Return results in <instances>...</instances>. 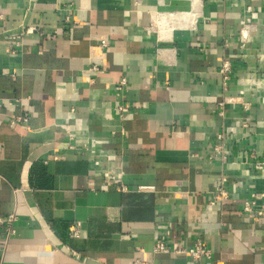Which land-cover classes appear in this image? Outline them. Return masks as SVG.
Wrapping results in <instances>:
<instances>
[{
    "label": "crops",
    "instance_id": "1",
    "mask_svg": "<svg viewBox=\"0 0 264 264\" xmlns=\"http://www.w3.org/2000/svg\"><path fill=\"white\" fill-rule=\"evenodd\" d=\"M252 194L264 205V0H0V216H16L0 264H194L172 250L196 239L203 264H264Z\"/></svg>",
    "mask_w": 264,
    "mask_h": 264
},
{
    "label": "built area",
    "instance_id": "2",
    "mask_svg": "<svg viewBox=\"0 0 264 264\" xmlns=\"http://www.w3.org/2000/svg\"><path fill=\"white\" fill-rule=\"evenodd\" d=\"M36 28L34 27H30V28H26L23 32V34H28L31 33L35 30ZM242 36H246L243 32H241ZM13 40V48L11 50L12 54H15L17 52V48L20 46L21 44V40H20V36H16L14 38H12ZM100 45L101 46H107L108 43L106 40H101L100 41ZM90 70H94V71H99L100 68L98 67V65H92ZM222 83L224 86H226L227 82L230 80L231 78V72H232V65L231 62L229 60H222V62L220 63V65L218 66V70H217ZM126 78L122 77L118 83L115 85V88L117 90H121L125 85H126ZM232 99H229L228 102H232ZM221 104V103H220ZM243 106H245V104H243ZM118 110L120 112V114H122L123 112H125L127 110V108L125 106H119ZM220 115H222V112L219 113ZM16 119H21L22 121H25L26 119L24 117H19ZM76 137L74 135L69 134L68 135V140L66 142L67 144V148H73L75 147V144L71 143V141L73 140H77L75 139ZM218 139L222 140L223 139V134H219L218 135ZM81 140V139H80ZM81 149H79V152H89L91 151V147L89 142L84 141L81 145ZM221 145H217L214 147V149H220ZM58 153H59V149H55V152L53 154V158L57 159L58 157ZM262 166V163L260 162H255L254 163V167L255 168H260ZM106 178V177H105ZM111 180V184L113 185L114 188L120 190V191H126L128 190V187L123 184L122 182H115L113 179H108ZM225 178L222 177L221 180L218 182V184L211 190V196H210V200H209V204L210 205H220L222 203H225L228 198H229V190L225 187ZM139 190H148V187H144V186H139L138 187ZM254 194H252L251 197L246 198L242 201V212L244 215H247L251 218H253L254 221H259L261 218H264V205H258L256 203V200L254 199ZM16 220V216L14 214H8L7 216H0V227H2L5 231H6V235L7 233H9L10 229L9 226ZM78 228L76 225H73L69 228V236L70 237H78ZM168 249L165 246V242L164 240H160L158 242H156V244L153 247V252L156 254L159 253H163L166 252ZM173 252L176 253H184L190 256V258L192 259V261L194 262V264H203L202 261L203 260H209L211 259L212 255H213V247L206 245L201 239H196L194 242H192V245L186 249L183 247H177L174 250H172ZM133 264H152V262L146 260L145 258H141V259H135L133 261Z\"/></svg>",
    "mask_w": 264,
    "mask_h": 264
},
{
    "label": "bare ground",
    "instance_id": "3",
    "mask_svg": "<svg viewBox=\"0 0 264 264\" xmlns=\"http://www.w3.org/2000/svg\"><path fill=\"white\" fill-rule=\"evenodd\" d=\"M164 20V19H163ZM167 22V21H166Z\"/></svg>",
    "mask_w": 264,
    "mask_h": 264
}]
</instances>
